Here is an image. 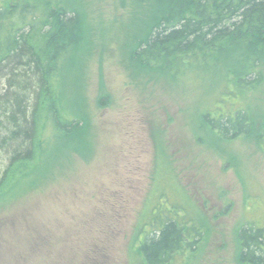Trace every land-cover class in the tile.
<instances>
[{"label": "rangeland", "instance_id": "rangeland-1", "mask_svg": "<svg viewBox=\"0 0 264 264\" xmlns=\"http://www.w3.org/2000/svg\"><path fill=\"white\" fill-rule=\"evenodd\" d=\"M75 3L79 38L64 60L62 103L85 127L50 131L42 167L0 203V264H133L136 225L162 189L204 214L188 264H243L239 227H264V65L252 84L233 75L229 91L146 69L132 57L156 18L149 1ZM219 107L246 108L251 130L227 138L208 127L202 117Z\"/></svg>", "mask_w": 264, "mask_h": 264}, {"label": "trees", "instance_id": "trees-1", "mask_svg": "<svg viewBox=\"0 0 264 264\" xmlns=\"http://www.w3.org/2000/svg\"><path fill=\"white\" fill-rule=\"evenodd\" d=\"M142 1L156 14L134 47L132 58L143 68L174 78L196 74L228 91L233 75L245 82L252 76L250 84L261 79L264 0ZM79 19L75 0H0V203L16 197L19 184L42 167L50 131L71 137L84 130V117L64 110L61 87ZM219 108L202 117L208 127L227 138L251 130L246 108ZM260 141L264 148V125ZM181 195L162 189L146 206L131 243L134 263L188 264V253L205 237L204 214ZM237 238L241 263L264 264V227L244 224Z\"/></svg>", "mask_w": 264, "mask_h": 264}]
</instances>
